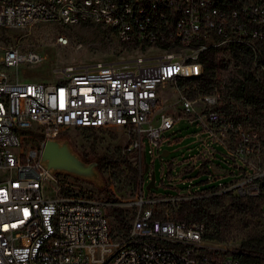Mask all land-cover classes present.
Listing matches in <instances>:
<instances>
[{"label": "built area", "instance_id": "obj_1", "mask_svg": "<svg viewBox=\"0 0 264 264\" xmlns=\"http://www.w3.org/2000/svg\"><path fill=\"white\" fill-rule=\"evenodd\" d=\"M43 21L101 24L134 52L68 65L54 82L10 74L39 59L36 51L8 45L0 52V264H264V253L206 237L204 221L169 216L146 195L143 178L154 171L147 153L162 159V143L175 141L166 131L185 116L201 128L198 149L185 161L213 184L193 187L192 177L174 175L166 161L167 185L186 199L217 195L235 180L232 193L259 199L264 214V127L225 114L215 95L194 98L179 88L203 76L202 52H232L234 45L264 73V0H0V28ZM170 89L180 94L176 112L164 102ZM75 127L125 132L121 154L139 170L132 198L122 199L112 180L118 201L99 198L82 178L57 177L41 164L46 139ZM113 204L131 209L130 228L118 237L108 214Z\"/></svg>", "mask_w": 264, "mask_h": 264}, {"label": "rangeland", "instance_id": "obj_2", "mask_svg": "<svg viewBox=\"0 0 264 264\" xmlns=\"http://www.w3.org/2000/svg\"><path fill=\"white\" fill-rule=\"evenodd\" d=\"M8 45L17 46L20 50L36 51L39 59L32 62H23L19 65L18 71L10 68L9 72L13 77H18L25 82H54L63 76L64 68L68 65H82L94 62L110 61L115 57H120L134 52L122 46L112 34L110 28L101 24H63L57 21H43L28 28H0V52ZM217 67L214 76L210 79L207 87H200L198 83L189 81L179 84V88L186 96L199 98L205 93L217 97L218 107L227 115L241 116L248 125H258L264 127V73H260L254 67L248 54L224 50L215 53ZM245 72H251L254 76H260L261 86H251L250 93L261 99L263 102L257 107L248 103L244 99H236L231 94L233 82L237 78L243 77ZM203 89V90H202ZM180 94L171 89L164 92V102L169 104L171 111L180 110ZM201 128L196 123L191 122L187 117L182 116L173 128L165 133L171 140L162 143V149H167V155L156 156L147 153L150 162L149 169L155 171L157 188H147V173L144 178V191L146 195L151 193L159 199L158 208L166 210L169 216L177 218L178 209L184 192L177 193L176 189L168 186V176L162 174V165L166 161L172 162L171 168L174 175L192 177L193 187L206 188L213 184L208 181L210 174L200 171L197 167L188 168L185 161L198 149L196 132ZM74 149L81 153L91 150L100 154L120 157L121 149L126 142V134L120 128L97 129V128H71L63 133ZM222 150V147H218ZM162 151V150H161ZM160 151V153H161ZM130 154L129 156H131ZM155 156L154 161L153 157ZM191 164V163H190ZM224 170H230L231 166L222 161ZM187 167V172L183 168ZM218 168V167H217ZM215 168V169H217ZM111 171L114 172V190L122 199L132 198L136 189V184L131 183L126 172L116 164L105 166L100 171L104 180L102 188L111 183ZM63 173H57L61 177ZM221 175H225L223 172ZM165 177V182L160 185L161 179ZM229 176H224L223 180H229ZM83 179V178H82ZM235 180H230L219 188V194L223 196L221 204L209 205L207 215L202 220L208 225L209 231L218 232L222 235V240L218 242L228 247L239 246L250 236L264 237V215L259 210L247 208L239 211L230 203L231 188ZM84 185L94 189L99 198H107L93 181L83 179ZM180 187L185 184L180 183ZM209 197V196H205ZM198 197V198H205ZM252 202L259 203V199H251ZM130 209L128 207H125ZM131 210V209H130ZM116 237L121 236V230L115 229Z\"/></svg>", "mask_w": 264, "mask_h": 264}, {"label": "trees", "instance_id": "obj_3", "mask_svg": "<svg viewBox=\"0 0 264 264\" xmlns=\"http://www.w3.org/2000/svg\"><path fill=\"white\" fill-rule=\"evenodd\" d=\"M242 47L240 45L232 46V52L234 54L241 52ZM249 51L245 53L248 54ZM264 56V51H262L261 59ZM201 60L204 67L203 76L200 79L196 80V83L199 84L200 87H207L209 85L210 79L214 76L215 70L217 67L215 51L207 50L202 52ZM189 82L187 80L182 81L181 84ZM262 81L257 80L253 73L245 72L243 77L237 78L233 82V86L231 89V94L236 99H244L248 103L256 105L257 107L264 101L255 97L250 93L249 88L251 86H261ZM203 90V89H202ZM238 121H241V116H235ZM64 135V134H63ZM81 156L86 161H96L97 167L99 171L107 165H112L113 162L119 165L127 174L131 183L137 184L139 179V170L138 168L130 161L126 156H123L120 153L119 158H115L112 155L100 154L94 150H91L87 153H81ZM111 180L114 181V172L111 171ZM169 186V185H168ZM104 195L108 199H113L118 201V198L112 193L110 189L107 187L100 189ZM230 203L233 207L237 208L239 211L246 210L247 208L253 210H259L260 213L263 214V210L260 207L259 203L252 202V197L244 198L239 195L230 193ZM255 199V198H253ZM223 200V196L221 195H212L205 198H186L182 199L179 209H178V217L177 219H185L187 221H203L202 217L207 215V210L209 205H218L221 204ZM130 209L124 208L120 205L113 204L108 207V214L112 218V227L113 232L115 234V229L121 230V233L124 234L131 225L130 219ZM264 215V214H263ZM206 224V223H205ZM205 236L210 239H220L222 240V235L220 233H216L214 231H209L208 225H206V233ZM239 247L246 248L249 250H253L255 252L264 253V237L263 236H250L247 240L243 241L239 245Z\"/></svg>", "mask_w": 264, "mask_h": 264}, {"label": "water", "instance_id": "obj_4", "mask_svg": "<svg viewBox=\"0 0 264 264\" xmlns=\"http://www.w3.org/2000/svg\"><path fill=\"white\" fill-rule=\"evenodd\" d=\"M169 151L164 149L162 154L167 155ZM41 164L50 173H67L74 176L93 181L98 187L102 188L104 180L97 167V162L86 161L79 152H77L70 140L65 135L57 137H48L43 146L40 158ZM148 169V163H145L144 170ZM155 183V172L153 171L150 180L147 182V188H157Z\"/></svg>", "mask_w": 264, "mask_h": 264}]
</instances>
